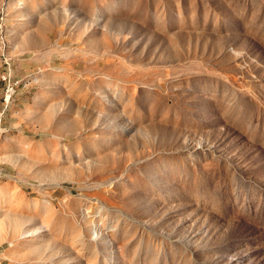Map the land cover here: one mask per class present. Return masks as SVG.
<instances>
[{"label":"rangeland","instance_id":"1","mask_svg":"<svg viewBox=\"0 0 264 264\" xmlns=\"http://www.w3.org/2000/svg\"><path fill=\"white\" fill-rule=\"evenodd\" d=\"M0 264H264V0H0Z\"/></svg>","mask_w":264,"mask_h":264},{"label":"built area","instance_id":"2","mask_svg":"<svg viewBox=\"0 0 264 264\" xmlns=\"http://www.w3.org/2000/svg\"><path fill=\"white\" fill-rule=\"evenodd\" d=\"M3 79L5 80L6 78L4 77Z\"/></svg>","mask_w":264,"mask_h":264}]
</instances>
